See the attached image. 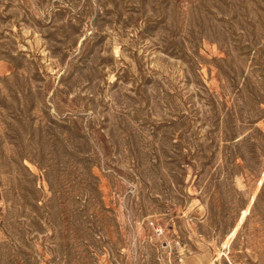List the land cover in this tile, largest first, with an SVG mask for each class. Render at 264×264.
I'll use <instances>...</instances> for the list:
<instances>
[{
	"label": "rangeland",
	"instance_id": "1",
	"mask_svg": "<svg viewBox=\"0 0 264 264\" xmlns=\"http://www.w3.org/2000/svg\"><path fill=\"white\" fill-rule=\"evenodd\" d=\"M0 264H264V0H0Z\"/></svg>",
	"mask_w": 264,
	"mask_h": 264
}]
</instances>
